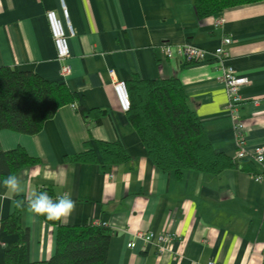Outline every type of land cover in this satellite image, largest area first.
Listing matches in <instances>:
<instances>
[{
    "label": "crops",
    "instance_id": "0c3cea01",
    "mask_svg": "<svg viewBox=\"0 0 264 264\" xmlns=\"http://www.w3.org/2000/svg\"><path fill=\"white\" fill-rule=\"evenodd\" d=\"M62 3L74 30L67 77L60 76L46 19L54 10L67 31ZM224 37L231 40L225 63L248 78L238 113L252 149L264 145V0L204 18L196 16L193 0H0V65L62 81L77 95L75 107H60L38 133L0 130V147H22L40 160L17 173L25 196L48 186L56 196L71 195L76 209L59 224L112 229L106 264H264V177L256 181L257 165L234 157L238 147L220 71L211 61L164 58L159 50L163 42H188L212 52ZM133 76L177 77L213 147L234 165L218 174L184 170L180 177L156 168L113 90L114 80ZM77 106L106 114L96 124ZM88 139L120 142L128 160L112 167L64 160ZM5 192L0 184V222L13 212ZM28 215L24 210L21 226L29 232V259H47L56 227ZM142 231L170 232L173 239L159 251L137 238ZM17 239L0 230V264ZM132 240L136 245L127 247Z\"/></svg>",
    "mask_w": 264,
    "mask_h": 264
},
{
    "label": "trees",
    "instance_id": "16d2710c",
    "mask_svg": "<svg viewBox=\"0 0 264 264\" xmlns=\"http://www.w3.org/2000/svg\"><path fill=\"white\" fill-rule=\"evenodd\" d=\"M261 0H193L198 18L220 14L224 9ZM130 106L125 112L138 134L149 160L163 172L180 177L184 170L218 174L234 165L233 159L217 151L177 77L143 79L133 76L126 81ZM77 95L62 81H50L29 69L0 65V130L23 134L38 133L44 122L67 104H75ZM77 110L86 119L101 123L106 111L100 108ZM64 160L77 163H101L112 167L128 160V154L118 141L88 139L84 148ZM40 164L22 147L3 150L0 147V178L16 174L24 168ZM53 199L51 187H41ZM25 195L16 199H25ZM24 210L16 209L2 219L0 230L16 234L18 239L4 251L3 264H106L109 242L113 235L107 225L85 223L56 227L55 251L47 259H29V232L21 226Z\"/></svg>",
    "mask_w": 264,
    "mask_h": 264
},
{
    "label": "built area",
    "instance_id": "2783aa9c",
    "mask_svg": "<svg viewBox=\"0 0 264 264\" xmlns=\"http://www.w3.org/2000/svg\"><path fill=\"white\" fill-rule=\"evenodd\" d=\"M62 12L67 31L63 20L57 16L54 10L46 11V19L56 50L57 59L62 61L60 76L67 77L71 73V67L68 63V59L70 58L68 38L74 34V30L68 19L67 9L63 3ZM230 43V38L224 37L222 39V44L210 52L203 47L188 42L178 45L163 42L159 45V50L164 58L182 59L189 63L211 61L219 69V78L224 83L227 96L226 109L232 122L233 132L238 147L234 157L238 160L248 158L256 164L257 171L252 173V175L256 181H261L264 177V145H258L252 149L246 147L244 125L240 120L238 107L242 100L239 92L240 88L248 82V78L237 74L236 70L231 65L225 63V59L228 56L226 47ZM113 90L121 109L126 112L130 106L126 81L123 79L114 80ZM71 105L75 107V104ZM137 238L142 239L144 242L155 243L160 251L166 243L173 239V235L170 232L155 233L153 231H142L137 234ZM135 245V240L127 243V247L129 248H133ZM207 264L215 263L210 261Z\"/></svg>",
    "mask_w": 264,
    "mask_h": 264
},
{
    "label": "clouds",
    "instance_id": "9594fccd",
    "mask_svg": "<svg viewBox=\"0 0 264 264\" xmlns=\"http://www.w3.org/2000/svg\"><path fill=\"white\" fill-rule=\"evenodd\" d=\"M6 189L5 196L12 195L11 210H25L30 220L36 217H45L48 221L63 222L71 217L76 209V202L70 194L60 195L53 199L47 192H33L26 195L25 199H16L25 194V185L22 177L9 174L2 182Z\"/></svg>",
    "mask_w": 264,
    "mask_h": 264
}]
</instances>
